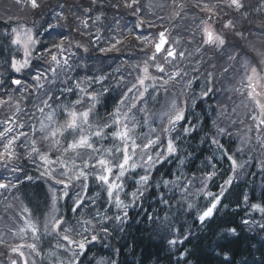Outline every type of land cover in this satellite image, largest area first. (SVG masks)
<instances>
[{"label": "trees", "instance_id": "trees-1", "mask_svg": "<svg viewBox=\"0 0 264 264\" xmlns=\"http://www.w3.org/2000/svg\"><path fill=\"white\" fill-rule=\"evenodd\" d=\"M163 1L165 4L160 7L163 9L162 13H156L154 17L158 18H154L151 15H146L150 12L147 10V0H138L134 8L138 7L140 11L135 15L132 14L133 10L123 7V0H103V5L99 3L93 5L92 0H61V4L64 5L62 8L64 18L57 20V27H48L47 20L52 13L46 14L43 12L42 17H48L42 19L43 22L41 21L40 23V28L44 32L41 37L37 38L39 43L35 45V57L31 60V68L29 70H32V73H34L39 69V65L45 64L49 59V56L45 53V49H51L52 52L57 50L53 47V44H59L62 39L60 37L65 35L66 38H63L65 39L63 46L66 49L70 48L72 51L75 49L78 54V61H80V63H75L77 65L75 75L82 79L87 76L103 75L107 77L105 84L106 86H111L112 92L100 97V102L96 109V118L107 120L108 114L113 112L120 99L121 89L117 82L121 80L122 76L126 80L135 78L139 69L132 64L136 61V65L139 64L142 68L143 62L150 55L149 52L153 44L143 46L142 42L136 39L137 36L124 34V37L121 38L122 44L117 46L120 49L119 51L113 50L101 53L99 48H107L114 42L112 40L108 41V39L111 36L109 34L114 30L113 25H116L118 22L125 26L132 25L136 31H144L150 28L155 32V35L153 34L154 36L152 37L156 39L158 32L165 29L169 19L176 11L173 5L169 6V4H173L171 3L172 0ZM178 2L189 5L192 4L193 0H179ZM243 3L245 7L241 13L232 11V15H227L224 18L233 19L235 24L233 30L226 29L227 42L230 41L229 37L232 36L233 41L234 38L240 39L241 35L243 38L244 35H248V41L264 39V28H261L264 26V0H243ZM115 4H120L121 6L119 8L113 7ZM52 6L53 3L51 0H48L47 9H51ZM85 9H91L87 13L88 16L92 17L89 20L90 30H99L105 38L101 45H93L91 43L92 36L88 35L86 38L85 34H87V31H84L83 28H81V31H76L77 27L80 26V23L77 22V17H80ZM39 11H46V5H41V8L35 12L30 8V15L37 14V16H41V12ZM187 12H190V18L191 16L193 17L191 9H188ZM97 15H100L101 19L93 24L92 20H95ZM180 15L173 24L177 22ZM21 18L22 16L18 18L12 17L10 22ZM74 19H77V23L74 22ZM139 20H143L145 23L142 27L136 28L135 25ZM150 23L153 26H149ZM7 26L1 21L0 33ZM196 33V36L193 34L189 38L191 40L190 46L193 49L202 44L199 30ZM236 33H240V35ZM73 37L75 39H72ZM75 40L76 42L73 43ZM77 42L88 46L89 52H85L83 47L77 48ZM232 45L239 46L237 41L233 42ZM8 48V42L0 34V53H5V50ZM209 49L208 53L201 51L196 54L198 56L196 59H200V54H202L198 72L202 73L204 81L208 71H213L214 73V70L210 67L215 61L213 60L214 53L217 52L218 54V63L225 60L223 59L225 48L223 51H218L214 48ZM37 52H40L42 59L36 56ZM243 52L252 57L258 54L247 48H244ZM1 59L2 57L0 56V67ZM256 62V64H259L258 61ZM29 70L23 72V77L28 83L34 85L36 82L28 75ZM149 70L155 73L154 67H150ZM238 72L244 74V69L241 65L238 68ZM215 76L217 75L215 74ZM11 78V76L9 78V75H7L3 77V80L6 84L10 85ZM229 80L232 81V76ZM221 82V79L215 82L212 85L214 87L213 94L204 98L202 102L199 101L191 112H186L187 119L197 125V130L190 136L183 137L178 141L179 155L184 159V163L180 164L178 160H173L163 166H158L153 174V185H155L157 180H175L176 175H180L181 179L179 183L187 185V188L172 187V191L163 189L165 198L169 200L168 204L160 203L159 190L155 187L149 189L143 200L137 201L135 206L128 208V218L125 223L118 224L114 219L108 221V235L100 232L99 226L96 227V234L99 236V239L87 246L85 254L80 257V264H113V262L115 264H264V229L260 227L261 224H264V213L253 211L251 208L253 204L264 206V172L260 170V162L264 161V149L260 148L254 130L245 134L243 128L237 130L238 125H236V128L232 127L230 134L224 133L219 135V116H222L220 111L221 102L218 104L215 102L220 97L219 83ZM99 87V84L92 85L94 90L102 91ZM15 88L16 86H12L11 89H5L4 87L0 89V91L6 90L10 94L12 96L11 101L13 102V104L0 107V120L6 116H12L13 112H15L14 105L16 103H19L28 115H31L35 111L32 105L36 103L35 97L39 94L36 92L37 90L35 88L29 89L31 92V97H29V91L21 93L15 91ZM169 88L175 91L169 90L166 93L167 95H178L181 84L177 81L172 82ZM45 90L48 91L47 88L41 89L40 94ZM221 91L227 97L224 105L229 109L232 106V97L244 98L242 95L238 96L236 93L232 95V91L226 92L225 86L222 87ZM1 96L8 98L3 92H0ZM162 96L163 91L161 90L155 100L149 97L148 102L140 106L147 108V113L137 111L136 114L141 119H144L146 115L149 119L153 118L159 110ZM75 97L76 95L74 94L70 95L66 103L73 101ZM183 99L186 100L187 97L183 95L180 98V103L189 109L188 104L185 105L184 101H182ZM55 107L56 105L53 104V108ZM234 108L232 106V111ZM194 113H196L195 116ZM18 114H23V112ZM235 116L236 111L233 114V117ZM63 118L62 114L57 116V120ZM165 121L166 118L163 122ZM248 122H250L251 126L252 122L250 120ZM183 123H186V121H183ZM180 131L182 132V129ZM239 133H242L244 136L241 138ZM205 137L207 138L202 142V138ZM212 137H219L223 150H226L228 154H234L239 162L248 161L244 168L239 169L236 173H232L226 157L222 153L211 152L213 148L211 144ZM245 140L247 144L244 143ZM114 143L116 142L108 139L104 142H97V147L102 146L107 149L113 147ZM38 146L43 147V143H38ZM238 148H243V151H237ZM15 150L18 152L20 158L14 160L13 163L22 169V171L10 174L3 166H0V175L5 177L6 180L11 179L14 183L15 177L18 176L22 183L18 188L11 189L10 194L7 195L8 192L6 193L5 198H8L10 203H0V230L7 232L3 234L7 238L8 233L11 234L12 231H17L22 225L21 216H23V213L18 211L16 207H27L32 214L31 218L37 223L39 229L40 238L35 243L42 250L43 264H49L47 254L54 249L59 239L55 235L46 234L44 228L45 223L51 220L53 215L49 182L40 178V172L43 169L42 167H37L39 161L33 163L27 157L26 148L19 147ZM55 153L52 152L51 157H55ZM81 153L83 159H88L89 154L85 150H81ZM218 154H221L220 159L216 157ZM73 156V153H68L65 155L64 160L66 158L70 160ZM209 157H214L217 164V175L211 181H207L205 191L218 194L220 185L230 175L233 176V182L228 187L225 196L214 212L213 218L201 224L196 219L197 208L203 210L208 206L211 199H206L204 191H201L205 174L212 171L211 167L208 166ZM76 164L77 166H82L81 159H77ZM138 173L143 174L140 169H138ZM26 176L33 177V180L28 181L25 178ZM135 178L133 176L127 180L125 192L131 193L135 190ZM88 184L89 190L87 194L89 197L95 198L96 203L94 205L81 209L79 213L71 211L72 199H67V202L60 200L56 205L57 210L55 215L58 217L63 216L68 222L66 226H75L78 219H90L96 215L97 211L100 213L107 211V215L110 217L118 214L114 204L107 203L106 189L97 184L94 175L90 177ZM161 188H163L162 185ZM3 191L6 190L3 189ZM245 196H247V202H245ZM121 197L125 203H131L130 196L125 197L121 193ZM189 203L197 207L189 209L187 207ZM119 214L122 215V212ZM25 215L28 217V213H25ZM149 215L153 216V219L150 220ZM5 220H8V222L5 223ZM244 220H248L249 223L244 224ZM233 228L236 230L235 234L227 231ZM175 229H179V231L177 232ZM27 234L30 236V232ZM184 235H188L189 238L182 245H170L168 243L169 240L177 236L182 238ZM2 247L4 246L0 244V249ZM0 252V264H10L9 258L4 256V251L0 250ZM181 253H185L183 259H180ZM31 259L30 257V262ZM35 260L37 264H41L42 257H35Z\"/></svg>", "mask_w": 264, "mask_h": 264}, {"label": "snow or ice", "instance_id": "snow-or-ice-1", "mask_svg": "<svg viewBox=\"0 0 264 264\" xmlns=\"http://www.w3.org/2000/svg\"><path fill=\"white\" fill-rule=\"evenodd\" d=\"M15 2L17 4L24 3L34 12L41 8L40 0H15ZM97 3L103 5V0H92L93 5ZM137 3L138 0H123V7L133 10L132 14L135 15L140 11L138 7L134 8ZM63 6V4L60 5L61 8ZM120 6V4L113 5L116 8ZM173 6L179 10L175 13L176 16H179L181 12L188 11L187 6L177 2V0H173ZM244 7L243 0H193L191 4L193 20L194 22L199 21L196 23V29L199 30L202 38V44L195 48V52L200 53L205 48L223 51L227 43V37L223 32L216 31L214 25L223 21V29L235 28L234 20L224 19V17L228 15L229 11L241 13ZM90 11L91 9H85L86 13ZM56 16L60 19L64 18L59 12L56 13ZM77 19L80 20V26L77 27L76 31H81V28L85 30L89 28V20L92 17L89 15L85 19H80V17H77ZM100 19L101 16L97 15L95 20H92V23L95 24ZM144 23L145 21L139 20L135 27L140 28ZM149 26L153 25L150 23ZM48 27L54 28L55 26L49 23ZM12 31L14 38H12L11 44L23 48V59L18 60L13 57L11 69L15 73H23L31 68L30 58L33 55L35 45L39 41L35 38L32 29H26L21 32L14 28ZM129 32H131V29H129ZM81 34L83 35V33ZM236 34L240 35V33ZM90 35L92 34L90 33ZM101 39L99 35H95L91 43L95 45ZM110 39L114 42L107 48L100 47L99 51L101 53L120 50L117 46L122 44V40L115 36ZM136 39L140 40L143 45L153 44L154 51L143 62L142 68L139 64L136 65L139 71L131 82H128L123 76L117 82L121 89L120 99L113 112L108 114L107 120L96 118V109L100 102V97L112 92L111 86H105L107 77L103 75L87 76L83 80L70 78L72 83L62 89L61 94H74L77 98L68 103H60V97H56L47 90L43 91L42 94H38L35 97L36 103H33L32 107L35 111L40 112L43 118L40 120L39 129H36L34 125L32 126L31 137L23 129L28 126L27 121H30L32 116L24 112L19 103L14 105L15 112H13L12 116H6L0 120V166H3L10 174L22 171L13 161L20 158L15 149L25 147L27 157L33 163L39 161L37 167L44 169L40 172V178L49 182L53 215L51 220L45 223L44 228L46 234L55 235L59 238L54 249L47 254L49 264H80V257L85 254L87 246L99 239L96 234V227L99 226V231L108 235V221L114 219L118 224L125 223L128 218V208L135 206L137 201L143 200L149 189L155 187L159 190L160 203L168 204L169 200L165 198L163 189L172 191V187L187 188V185L179 183L180 175H176L175 180H157L155 185L152 183V178L158 166H163L173 160H178L180 164L184 163V159L179 155L178 141L194 133L197 130V125L191 121L181 123L187 120V115L186 108L180 106V96L188 93L197 78L188 79L183 91L178 95H174V98L167 105V110L160 115L162 124L159 129L151 126L149 117L146 115L143 120V126H147L148 131L137 136V129L142 127V124L136 118V112L147 113V108L140 107V105L146 104L149 97L155 100L161 90L167 93L169 85L172 82L183 80L187 73L182 75L181 70L173 64L177 56L183 60L185 52H177L175 48L170 46L165 32L159 33L158 41L150 40L148 35L137 36ZM63 45L64 39L62 38L60 43L53 44V47L57 49V52L63 53L66 50ZM166 45L168 46L166 47ZM76 47H83L85 52L90 50L88 46L81 45L79 42H77ZM45 53L51 58L49 61L50 65L61 66V64H69L68 58H63V61H61V58L56 53H53L51 49H45ZM38 58H42V56ZM228 59L236 60L237 57L229 55ZM199 63L200 61H197V64ZM261 64H264V61H261ZM166 65H173L174 70L169 72ZM150 67L155 68V73L150 72ZM212 67L215 68V65H212ZM242 67L244 69L241 80L242 87L235 89V91L247 101L243 103V107L247 110L246 118L252 122L249 131H255L256 140L259 142L260 148L264 149V68L261 65H250L247 62ZM50 70L54 74L56 73V68H50ZM228 70V68H225L223 71L228 72ZM193 71L198 72L199 68H194ZM29 74L32 80L36 82L34 85L28 83L21 75L19 78H12L10 85L0 80V87L11 89L12 86H16L15 91L21 93L35 88L39 93L41 89H44L41 80L47 79L45 71L37 69L34 73ZM213 81L214 73L213 71H208L205 76V83L201 87L200 99L207 98L213 94ZM95 84H99L102 91L94 90L92 85ZM29 97H31L30 91ZM11 100L12 96L10 94H8L7 99L0 97V107L10 104ZM188 100H192L194 103L195 94L188 96L184 101L185 105H187ZM53 104L56 105L55 108H53ZM121 106L126 107L127 111H122ZM45 109H50V111L45 112ZM235 111L236 109L234 108L233 112ZM21 112L27 117V121L17 115ZM34 114L32 113L33 116ZM60 114L64 116V120L59 123V126H56L58 123L57 116ZM165 118L167 120L166 124L163 123ZM180 129H182V132ZM225 131L224 128L218 129L220 134H224ZM37 132L40 134L38 138ZM172 133L176 134L173 136ZM21 138L24 139L22 140ZM206 138H202V142ZM108 139L116 142L113 147L107 149L102 146L97 147V142H104ZM25 141L29 142L25 143ZM38 143L46 144L47 148L39 147ZM244 143L247 144V141L245 140ZM211 144L215 145L217 150L222 151V155L229 162L232 173H236L248 163V161L239 162L234 154H228L226 150H223V145L216 137H212ZM81 150H85L89 154L88 159H83ZM237 151H243V148H238ZM52 152H58L60 156L52 159ZM68 153L74 154L71 157V168L67 160L61 159V156H65ZM77 159H81L82 166H77ZM53 165H59V170ZM208 166L211 167L212 171L205 174L201 191H204L206 199H211L208 206L203 210L197 208L196 219L201 224L213 218L214 212L225 196L228 187L233 182V176L230 175L220 185L218 194L205 191L207 181H211L217 175V164L214 157L208 158ZM138 169L142 170L143 174H139ZM260 170L264 172V161L260 162ZM93 175L97 184L106 189L107 203L114 204L118 214L110 217L107 215V211L104 213L97 211L96 215L90 219H78L75 226H66L68 222L64 217L55 215L56 205L60 200L67 202V199H72L71 211L73 213H79L81 209L94 205L96 203L95 198H91L87 194L89 190L88 181ZM133 176L136 177L134 180L135 190L127 193L125 192V185L127 180ZM25 178L28 181L33 180L31 176H26ZM21 183L22 181H20L18 176L15 177L14 183L11 179L6 180L5 177L0 175V189H16ZM161 185L163 188H161ZM121 193L125 197L130 196L131 203H125ZM245 202H247V196H245ZM187 207L193 209L197 206L189 203ZM251 208L253 211L264 213V206L260 204H253ZM22 212L28 213V217L21 216L23 226L18 229V232H13V236L31 232L34 240H38L40 238L39 229L37 223L31 218L30 210L27 207H23ZM121 212L122 215L119 214ZM149 219H153V216L149 215ZM243 223L248 224L249 221L244 220ZM260 227L264 229V224H261ZM175 231L178 232L179 229H175ZM227 231L235 234L236 230L233 228ZM188 238V235H184L182 238L177 236L169 240L168 243L170 245H182ZM3 243L4 241L0 240V244ZM24 249L28 250L27 254ZM10 251L16 256V258L10 260V264H37L35 257H42L41 264H43L42 250L35 242L15 245L11 247ZM184 256L185 253H181L180 259H183ZM30 257L32 258L31 262Z\"/></svg>", "mask_w": 264, "mask_h": 264}, {"label": "rangeland", "instance_id": "rangeland-1", "mask_svg": "<svg viewBox=\"0 0 264 264\" xmlns=\"http://www.w3.org/2000/svg\"><path fill=\"white\" fill-rule=\"evenodd\" d=\"M47 1L48 0H40V2H43L42 4H44ZM178 1L179 0H177V2ZM171 3H173V0L171 1ZM164 4H165V2L163 0H147V10H149L151 13L149 12L146 15L147 16L151 15L152 17H154L156 15V13H162L163 9L160 7H162ZM172 5L173 4H169L170 7ZM39 12H41V16L39 14H38L39 16H37V14L30 15V8L28 6H26L24 3L17 4L15 2V0H0V21L1 20L10 21L12 19V17L18 18L20 16L25 18V19H14V20H17L18 22H13L12 24L7 23L8 26L1 30L0 34L8 42L9 48L5 50V53H0V56L2 57L1 67H0V80H3V77L7 76V75H9V78H10V76L12 78H14V77L19 78L21 75H23V73H15L11 69V61H12L13 57H16L18 60L23 59V48L19 47V46H14L11 44V40H12V38H14V33L12 30L15 28V29H18L21 32H23L26 29H32V32L35 35L36 39L41 37L42 28H40V23H41L42 19H46L47 17H42L43 11H39ZM44 13L47 14L46 11H44ZM172 14H173V11H172ZM228 15H232V11H229ZM87 17H88V15L84 10V13H82V15L80 16V19H85ZM56 18H57L56 14L51 15L49 17L48 23H51L52 25H56L55 24ZM154 18H158V17H154ZM29 20L31 22H29ZM159 21H161V20H159ZM79 22H80V20H79ZM198 22H199L198 20L194 22L192 16L190 18V12H183V13H181L180 18L177 20V22L175 24H173L170 27V29L167 30V33H166L168 38H169V45L172 46L173 48H175L177 52H185V58L183 60H181L179 58V56H177L176 60L173 62V64L181 70V74L184 71V69H186V67H189L192 64L195 65L194 68H198L199 64H197V61H201V56H200V59H198V60H192L196 56L197 53L195 52V49H193L190 46L191 43H189V41H191V40H189V38L192 37L193 34L195 36L197 35L196 32L198 30L196 29V23H198ZM261 28H264V26H262ZM113 29L114 30H112L111 33L109 34V35H111L110 38L112 36H115V37L121 39L124 37V34L125 35H131L132 34L135 36L148 35L150 40L156 41V39L152 37L155 35V32L151 29H148L145 32L136 31L132 25H126L125 26L124 24L119 23V22L116 25H113ZM129 29H131V32H129ZM85 31H87V36L91 33L92 35H94V37H95V35H99L102 38L101 32L97 29H94V31H92V30H90V27H89ZM94 37H93V39H94ZM110 38L108 39V41L111 40ZM229 38H230V41L226 43V45H227L226 49L229 46V49L227 50V52L232 53V55L236 56L237 59L236 60H229L228 59L229 61L223 60L222 62L218 63L217 59H219V58H218V54L216 52L213 55L214 56L213 60H215V61L212 64V65H215V68L210 66L214 70V74L217 75L214 77V79L219 78L222 80V82L219 83L220 84V97L215 102L216 104L221 102L220 111H221L222 116H219L220 122L218 124L219 125L218 127L224 128L226 130L225 133L230 134L232 131V127L236 128V125H238L237 130L240 128H243V131H245V134H246V133H250V131L248 130L250 127V122H248V119L246 118V111L247 110L243 107V103H246L247 101H245L244 98L239 99L237 97H232V106L235 107V109H236V116L233 117L234 112L232 111V106L229 109L227 106L224 105V103L227 101V97L224 96V94L222 93L221 90H222V87L225 86L226 92L232 91V95L234 93H236L238 96L240 95L238 92L235 91V89L242 87L241 80H242L243 74L241 72H238V68L240 67V65L242 66L245 62H247L250 65H254V64L255 65H261V67L264 68V64H261V61H264V39L263 38H261L260 40L253 39L251 41H248V35H246V36L244 35V38L241 35L240 39L243 41L242 42L240 39H235V38L232 41V36ZM235 41L238 42V45H239L238 47L240 48V50L242 52H243L242 48L244 47V48H247L248 50H252L255 54L256 53H258V54L252 57L251 55H246V54H244V52L241 53L239 50H236V47H234L233 45H232V47H230V43H233ZM148 45H143V46H148ZM35 48H36V46H35ZM201 51H205L208 53L210 51V49L205 48V49H202ZM34 52L35 51H33V55L30 58L31 60L35 57ZM53 53H56L58 55V57L61 58V61H63V58H68L69 64L68 65L61 64V66H57L55 64L50 65L49 61L51 58L49 56V59H48V61L45 62V64L39 65V69L42 71H45V76L47 77V79H42L41 83L44 85V88H47L48 91L53 93L56 97H60V103H66V100L69 99L70 95L66 94V93L64 95H62L61 90L64 89L65 87L69 86L72 83V79H70V78H74L77 80H83V79L77 77V75H75V69H77V65L75 63L76 62L80 63V61H78V54H77L75 49L72 51L69 48V49H66L63 53H59V52H57V50H55ZM40 55H41L40 52L36 53L37 57H41ZM200 55H202V54H200ZM187 61H188V65L185 66ZM256 61H258L259 64H256L257 63ZM134 62H133L134 64H132V65L136 66L137 63H136V61H134ZM3 64H4V66L2 67ZM50 68H56V73L54 74L50 70ZM166 68L168 71L174 70L173 65H166ZM225 68L229 69L228 72L223 71ZM239 71H240V69H239ZM29 73H32V70L28 71V75L31 76ZM128 73L130 74L129 70H128ZM192 74L201 78L200 74L197 72H194L193 70H192L191 75ZM231 76H232V81L229 80V78ZM184 79H185V77H184ZM184 79L181 81L183 82ZM188 79H192V78L189 77L187 74L184 85L186 84ZM132 80H133V78L131 80H127V81L131 82ZM231 82H232V84H231ZM105 86H106V84H105ZM99 88H101V87H99ZM0 89H1V87H0ZM169 90L172 92L175 91L172 88H169ZM0 92L5 93V96L8 97L9 93L6 90L0 91ZM6 92H7V94H6ZM200 92H201V87L194 89L193 92H191L190 90L188 91V96L192 95L193 93L195 94V102L193 103L192 100H188L187 104L189 106V109H187L185 107L186 112L187 111L191 112L196 107V105L198 104L199 101L202 102V99L199 98ZM39 94H40V92H39ZM2 98L7 99L5 97H2ZM76 98L77 97L73 98V101ZM173 98H174V94L167 95L163 91L162 101H160L159 110L153 116V118L149 119L151 126L156 127L157 129H159L161 127L162 122L160 119V115L163 111L167 110V105L170 103V101ZM182 101H185V100L183 99ZM10 104H13V102L11 101ZM180 106L184 107L182 103H180ZM121 108H122V111H127L126 107L121 106ZM48 111H50V109H45V112H48ZM32 113H35L34 116L32 115ZM32 113H31V115H29V116H32V119L30 121H27V117H25L23 114H17L21 119H25L27 121L28 126L25 127V129H23V131L27 132L30 137L32 136V131H31L32 126L34 125L36 129H39L40 120L43 118L42 114L38 111H33ZM189 115H191V114H189ZM195 115H196V113H194V116ZM136 118L139 121H141V124H142V127L137 129V136H139L142 133H146L148 131V127L143 126V120L144 119H141L139 117V115L136 114ZM63 120H64V118L61 120H57L58 123L56 126H59V123H62ZM153 120H154V123H153ZM188 121H190V120L187 119L186 123ZM233 121H235V123H233ZM241 121H243V123H241ZM163 123L166 124L167 120ZM181 123H183V121ZM175 134L176 133H172L173 136ZM39 135L40 134L37 132V138L39 137ZM219 135H221V134H219ZM239 135L241 138L244 136L242 133H239ZM21 139L23 140L24 138H21ZM217 139L219 140V137H217ZM28 142L29 141H25V143H28ZM212 147H213L211 149L212 153H222L221 150L216 149L215 145H212ZM42 148L46 149L47 145L43 143ZM57 156H60V153L56 152L55 157H51V158L56 159ZM216 157H217V159H220L221 154H218ZM64 158H65V156H61L62 160H64ZM65 160H67L68 165L71 168L72 160L71 159L69 160L67 158ZM53 167H56L59 170V165H53ZM10 191L11 190L3 191V189H0V203L1 204L2 203H6V204L10 203L9 199L5 198L6 193L8 192L7 193V195H8V194H10ZM16 208L18 211L22 212V207L17 206ZM22 213H23V217L27 218L25 213L24 212H22ZM8 220H5V223H7ZM21 221H22V225H21V227H22L23 226V219H21ZM13 232H18V230L12 231V233ZM6 233H7L6 231L0 230V235L2 234L0 240L4 241V243L1 244V246H4V247H2L0 250L4 251V256L8 257L9 260L16 258V256L12 255V253L10 251L11 247L18 245V244H21V243H33L36 241L32 237L31 232H30V236H28V234H27L28 232H27L26 234H18V235H16V237H14L12 233L11 234L8 233V238L3 235ZM24 251L26 254L28 253L27 249H24ZM0 254H1V252H0ZM0 260H1V258H0ZM9 263H10V261H9Z\"/></svg>", "mask_w": 264, "mask_h": 264}, {"label": "water", "instance_id": "water-1", "mask_svg": "<svg viewBox=\"0 0 264 264\" xmlns=\"http://www.w3.org/2000/svg\"><path fill=\"white\" fill-rule=\"evenodd\" d=\"M174 20V18L172 19V21Z\"/></svg>", "mask_w": 264, "mask_h": 264}]
</instances>
